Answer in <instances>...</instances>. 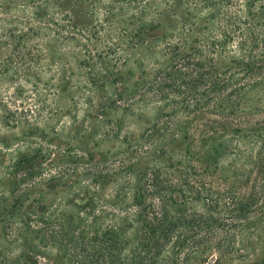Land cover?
I'll list each match as a JSON object with an SVG mask.
<instances>
[{
    "label": "trees",
    "instance_id": "1",
    "mask_svg": "<svg viewBox=\"0 0 264 264\" xmlns=\"http://www.w3.org/2000/svg\"><path fill=\"white\" fill-rule=\"evenodd\" d=\"M0 264H264V0H0Z\"/></svg>",
    "mask_w": 264,
    "mask_h": 264
},
{
    "label": "rangeland",
    "instance_id": "2",
    "mask_svg": "<svg viewBox=\"0 0 264 264\" xmlns=\"http://www.w3.org/2000/svg\"><path fill=\"white\" fill-rule=\"evenodd\" d=\"M97 104H98V103H94V106H95V108H97V107H96V106H97ZM84 108H85V106H84ZM84 110H85V109H84Z\"/></svg>",
    "mask_w": 264,
    "mask_h": 264
}]
</instances>
